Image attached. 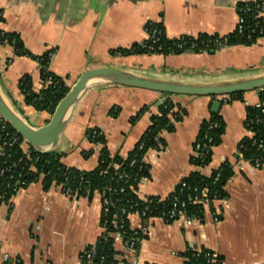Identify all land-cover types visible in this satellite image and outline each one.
I'll use <instances>...</instances> for the list:
<instances>
[{"label":"crops","instance_id":"crops-1","mask_svg":"<svg viewBox=\"0 0 264 264\" xmlns=\"http://www.w3.org/2000/svg\"><path fill=\"white\" fill-rule=\"evenodd\" d=\"M250 0H0V29L20 35L34 55L51 51L49 70L71 87L88 69L110 66L152 78L192 83L234 81L264 73V37L254 44L224 46L212 52L181 54L136 53L115 55L147 39L148 21L161 23L170 38L202 33L226 35L239 21L237 4ZM30 75L34 89L41 90L39 62L15 55L14 47L0 43V91L33 127L47 123L52 113L25 102L19 82ZM165 93L104 80H94L67 115L57 150L63 162L81 170L98 165L102 143L92 142L87 130L104 132L111 154L126 155L141 139L159 113ZM185 109L170 113L174 130L163 131L165 145L145 154L148 174L137 187L140 198H166L193 171L211 176L226 161L234 174L226 182L227 196L204 205V216L194 225L182 220L150 219L141 244L144 264H185L189 248H208L223 257V264H264V164L255 167L239 161L238 145L249 135L245 125L247 106L259 102V89L244 92L242 99L227 96L169 95ZM225 121L222 142L212 149V159L197 165L195 143L201 124L214 112V100ZM118 109L114 116L111 109ZM138 113L140 115L132 120ZM62 136H65L62 140ZM25 151L27 145H23ZM103 207L97 193L67 196L59 184L46 188L43 176L20 188L7 202H0V264H83L82 255L104 233ZM216 217L218 219H216ZM130 227L140 229L139 213L128 216ZM116 258L127 257L124 245L114 243Z\"/></svg>","mask_w":264,"mask_h":264},{"label":"trees","instance_id":"trees-1","mask_svg":"<svg viewBox=\"0 0 264 264\" xmlns=\"http://www.w3.org/2000/svg\"><path fill=\"white\" fill-rule=\"evenodd\" d=\"M236 7L238 15L243 18L241 31L236 28L233 32L226 35L202 33L198 36L182 35L177 38H170L166 35L161 23L148 21L145 29L150 30L152 27L162 28V33L158 40L154 41L147 38L141 44H134L130 48L120 47L118 49L121 50L122 55L136 53L181 54L185 52L214 53L224 46L252 45L259 38L264 37V15L262 14L264 12V0L242 1ZM3 19L2 16V21ZM4 42L14 47L15 55H27L39 62L40 77L44 83V87L36 91L33 86L32 77L28 74L20 79L19 86L27 104L34 106L38 110H47L53 113L56 105L69 91L70 87L66 85L63 78L49 70L50 54L52 52L48 51L42 55H34L25 47L19 34L0 29V43ZM165 94L168 97L160 104L159 113L152 116L150 126L136 146L126 155L120 153L111 154L105 145V137H93V129L87 130L90 141L102 142L104 144L98 165L91 170H81L68 166L62 160L64 152L57 149L40 151L26 143L21 136H19V140L16 143L10 144L16 131L8 124L6 131L1 132L0 142L6 137L8 144L5 145L4 149L5 153L10 154V156L7 157L0 154V167L4 164L5 160L8 163L13 161L18 162L20 158L22 160L18 168H16L13 179H10L8 175L0 177V192L5 193L4 199H0V202L9 201L20 188L26 187L33 181H37L42 173H44L43 183L46 188L50 187L53 183L59 185L65 184L71 188L79 187L80 195L88 194L86 193L88 190H90L91 195L95 189L104 190V188L111 187L114 192L107 191V197L110 201L109 212L108 214L102 213V223H105V231L97 241V256L95 260L104 257L109 264H117L119 260L116 258L117 251L111 233L121 230L125 239H131L137 231L130 227L127 215L123 228H118L113 224L116 215L121 216L123 209L126 212L139 213L143 222L147 221L149 217H162L167 222H173L172 219H167L164 214L172 208L175 196L179 194V184L166 198L152 196L151 201L140 199L135 192L139 179L148 174V166L146 162L142 161L143 157L151 148L159 150L164 147L165 141L161 135L163 131L174 130V123L170 117L171 110L175 107L180 110L175 117L176 121L182 119L183 114H185V109L181 108L179 103L169 97L172 94ZM226 96L228 101L242 99L244 92ZM259 102L260 106L248 105L246 108L247 117L245 125L247 129L253 130L254 135L245 136L239 145H243L241 151L245 159L260 158L264 164V88L259 89ZM111 113L116 116L118 109H111ZM139 115L140 113L134 116L132 120H135ZM96 129L99 130L98 128ZM224 132L225 121L222 115L219 111L213 112L201 124V130L197 137V141H200L202 144L201 153L198 157L192 159L193 163L200 166L208 164L212 159V149L215 145L222 142ZM142 142L143 146L140 147ZM23 145L28 146L27 151L24 150ZM133 159L136 162L131 164ZM32 164L35 167V171L29 167ZM219 170L221 174L218 179H216L218 170L214 171L211 176H205L199 171H193L183 179L187 183L188 188L186 190L198 188L199 193H201L204 188H207L208 199L210 201L227 196L225 185L234 174L233 164L226 161ZM123 172L127 173L129 177H120V174ZM201 198L203 197L201 196ZM185 210L189 215L194 217L203 218L204 216V205L202 203L187 204ZM144 211L145 214H143ZM183 256L185 257V264H223V257L221 255L205 247H202L200 252H197L194 247H189L183 253Z\"/></svg>","mask_w":264,"mask_h":264},{"label":"water","instance_id":"water-1","mask_svg":"<svg viewBox=\"0 0 264 264\" xmlns=\"http://www.w3.org/2000/svg\"><path fill=\"white\" fill-rule=\"evenodd\" d=\"M104 80L108 83L128 85L174 95L219 97L252 89L264 88V73L234 81L192 83L158 79L138 74L128 69L102 66L86 70L56 105L51 118L40 127L31 126L0 91V116L24 139L40 151L57 149L60 135L66 125L67 115L89 83ZM221 100L212 103L211 110L218 111Z\"/></svg>","mask_w":264,"mask_h":264},{"label":"built area","instance_id":"built-area-1","mask_svg":"<svg viewBox=\"0 0 264 264\" xmlns=\"http://www.w3.org/2000/svg\"><path fill=\"white\" fill-rule=\"evenodd\" d=\"M262 14L264 15V12ZM2 16H3V13L0 12V22L2 21ZM242 23H243V18L239 16L238 25L236 28H238L240 31L242 30ZM146 32H147V38L153 39L155 41V40H158L160 38V35L162 33V28L152 27L150 30L146 29ZM150 48L152 49L151 46H150ZM114 54L115 55H122V52L120 49H115ZM50 55H52V53ZM255 105L260 106V102H258ZM8 124L9 123L6 122L0 116V138H1V132L6 131ZM91 129H93V135H94L93 137H105L104 132L102 130H100V129L97 130L96 128H91ZM248 131H249L248 136L254 135L253 130L248 129ZM19 136L20 135L16 132V134L14 135V138L12 139L10 144L16 143L19 140ZM88 136H89V134H87V137ZM209 139L211 140V138H209ZM96 143H102V142H96ZM7 144H8V141H7L6 137H4L2 142H0V154L9 157L10 154L5 153V149H4L5 145H7ZM142 146H143V142L141 143L140 147H142ZM201 146H202L201 142L196 141L194 149H195L197 156H199L201 153L200 152ZM242 147H243V145L240 144L238 146V149H237V152L239 155V161H241V162L247 161V162L251 163L252 165H254L255 167H261L263 162L260 158L245 159L243 157V153L241 151ZM21 160H22V158H20V160L18 162L13 161L11 163H8V161L5 160L4 164L0 167V177L8 175V177L10 179H13L15 177L14 175L16 172V168H18V166L20 165ZM142 161L145 162V156L143 157ZM135 162H136V160L133 159L131 164H134ZM29 167L31 170L35 171V167L33 164L30 165ZM116 167H117V165H116ZM220 174H221L220 170H218L216 173V179H218L220 177ZM41 176L44 177V173H42ZM120 177H129V175L127 173L123 172L120 174ZM142 179H143V177H141L139 179L137 187H138L139 183L142 181ZM179 185H180L179 194L177 196H175L174 204H173L172 208L164 215H166L165 217L167 219H172L173 221L182 220L185 225H194L195 222L201 218L189 215L187 213V211L185 210V206L187 204H196V203H202L203 205H205L206 203L210 202V200L208 199V190H207V188H204L201 193H199L198 188H192V189L189 188L188 190H186V188H188V187H187V183L184 180H182L179 183ZM60 186L62 187V190L64 191V193L70 197L89 196L90 195V190H88L86 192L88 194L80 195L79 194L80 193L79 187L78 188H71V187H67L65 184H60ZM137 187L135 188L136 193H137ZM121 190H123V188H121ZM107 191H113L114 192V190H112L111 187L104 188V190L95 189L92 192V193H97L101 197V202H102L104 214H108V212H109L110 201H109V198L107 197ZM196 193H198V195H196ZM201 196L203 198H201ZM4 197H5V193L0 192V199H4ZM140 199H142L144 201H151L152 196H147L145 198H140ZM131 213H133V212H126V210L123 209L121 211V216L116 215V219L113 221V224L118 228H123L124 227V220H126V215L128 217ZM143 214H145V211ZM151 218H153V217H149L147 219V221L142 223L140 229H138L135 232V236H133V238H131V239L130 238L125 239L123 232H121V230H116L115 232L111 233L115 242L120 241L124 245L126 255H127V257L124 261H119L117 264H144L142 261L140 249H141L142 242L147 237V234L149 232V227H150L149 221ZM216 219H218V218L216 217ZM103 225L105 226V223ZM104 229H105V227H104ZM96 244L91 246L89 249H87L83 253V255H82L83 264H109L104 257H102L101 259L95 260V257L97 256V245ZM195 250L197 252H200L201 248H195ZM2 259H3V264H9L10 257L8 254H6V253L3 254ZM16 264H19V261H17ZM47 264H51V263H47Z\"/></svg>","mask_w":264,"mask_h":264},{"label":"rangeland","instance_id":"rangeland-1","mask_svg":"<svg viewBox=\"0 0 264 264\" xmlns=\"http://www.w3.org/2000/svg\"><path fill=\"white\" fill-rule=\"evenodd\" d=\"M64 137H65V136H62V140H63Z\"/></svg>","mask_w":264,"mask_h":264}]
</instances>
